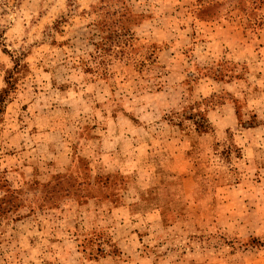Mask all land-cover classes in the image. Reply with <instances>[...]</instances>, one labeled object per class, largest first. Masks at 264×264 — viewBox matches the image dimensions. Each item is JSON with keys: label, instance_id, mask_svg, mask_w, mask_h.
<instances>
[{"label": "rangeland", "instance_id": "obj_1", "mask_svg": "<svg viewBox=\"0 0 264 264\" xmlns=\"http://www.w3.org/2000/svg\"><path fill=\"white\" fill-rule=\"evenodd\" d=\"M16 57L0 264H264V0H0Z\"/></svg>", "mask_w": 264, "mask_h": 264}, {"label": "trees", "instance_id": "obj_2", "mask_svg": "<svg viewBox=\"0 0 264 264\" xmlns=\"http://www.w3.org/2000/svg\"><path fill=\"white\" fill-rule=\"evenodd\" d=\"M14 70L9 72L8 77L6 78V88L0 93V122L4 114L6 105L10 99L11 94L16 89V75L23 68L22 57H16ZM209 121L207 118H203V121L200 124V128L204 131L209 127Z\"/></svg>", "mask_w": 264, "mask_h": 264}]
</instances>
